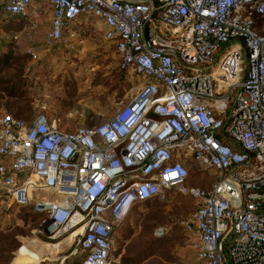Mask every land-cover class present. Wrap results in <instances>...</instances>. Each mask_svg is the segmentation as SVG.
<instances>
[{
  "label": "built area",
  "instance_id": "built-area-1",
  "mask_svg": "<svg viewBox=\"0 0 264 264\" xmlns=\"http://www.w3.org/2000/svg\"><path fill=\"white\" fill-rule=\"evenodd\" d=\"M37 1L4 0L3 11L29 16ZM47 2L50 46L94 17L141 85L76 130L5 113L0 192L41 216L50 239L73 237L81 264H115L116 230L167 190L197 204L185 226L202 264H264V0ZM189 158L216 173L212 185L188 183Z\"/></svg>",
  "mask_w": 264,
  "mask_h": 264
},
{
  "label": "rangeland",
  "instance_id": "rangeland-1",
  "mask_svg": "<svg viewBox=\"0 0 264 264\" xmlns=\"http://www.w3.org/2000/svg\"><path fill=\"white\" fill-rule=\"evenodd\" d=\"M41 4L43 10L30 14L29 22L8 24L15 25L21 37L10 45L14 57L3 67L4 75L19 78L21 83L17 94L9 96L1 90L4 80L0 81V119L5 113L25 120L45 114L57 120L58 126L76 130L111 118L137 92L141 79L120 69L116 47L104 38V25L94 17L79 18L77 38L70 41L71 32L66 30L64 38L51 48L47 43L51 12L47 4ZM2 29L1 56L8 34ZM26 51L33 52V58L24 55ZM189 160L188 183L212 185L216 173L204 171L192 158ZM0 195V264H81L83 253L73 237L67 233L50 239L41 230L42 217L32 208L15 204L9 193L2 191ZM39 195L54 197L46 189ZM196 205L174 190L138 204L114 234L115 264H202L193 248L194 236L185 226Z\"/></svg>",
  "mask_w": 264,
  "mask_h": 264
},
{
  "label": "trees",
  "instance_id": "trees-1",
  "mask_svg": "<svg viewBox=\"0 0 264 264\" xmlns=\"http://www.w3.org/2000/svg\"><path fill=\"white\" fill-rule=\"evenodd\" d=\"M3 1L4 0H0V27H2V31L3 30H7L8 34H6L7 38L5 37L4 41L3 42V45H1L4 49H6L5 51H3V54L1 56L0 54V81L3 79L4 82H5V86L1 87V90H3L4 92H6L9 96H12V95H15L17 94V89L19 90V86H20V83H21V80L18 78L16 80L15 77H7L4 75V71L5 69H3V67H5L6 65H9L11 60L13 59V47H11L10 45H14V43L17 44V40L19 39V30L17 31V28L15 27V25L13 24H10L8 25L10 22H14V21H18V20H22V22H29L30 19H29V16H10L8 14H6L4 11H3ZM257 25L259 27V29L261 30V32L264 33V17H258L257 18ZM15 27V28H14ZM13 29V31L11 30ZM10 31V32H9ZM2 32H0V38L4 37L5 35L4 34H1ZM10 39V41H9ZM48 43V42H47ZM26 54V56H29V53L24 52ZM123 71V70H122ZM14 80V81H13ZM12 81V82H11ZM156 200L155 199H152V200H148V201H154ZM146 201V202H148ZM34 254L36 256H40L38 253L34 252ZM189 254L188 252H185V255ZM41 257V256H40ZM36 259V258H35Z\"/></svg>",
  "mask_w": 264,
  "mask_h": 264
},
{
  "label": "crops",
  "instance_id": "crops-1",
  "mask_svg": "<svg viewBox=\"0 0 264 264\" xmlns=\"http://www.w3.org/2000/svg\"><path fill=\"white\" fill-rule=\"evenodd\" d=\"M41 2H44V5H48V7H49V9H50V5H49V3L47 2V0H38L36 3H35V5L33 6V8H32V10H31V13L30 14H33V15H35V14H38L41 10H43V5L41 4ZM50 12H51V9H50ZM52 15V14H51ZM76 22L77 21H75V22H73V23H71L70 24V29H69V31L71 32V34H74V36H71L72 38H69V40L70 41H72V40H74L75 38H77V36L79 35V32H80V28H79V26L77 27L76 26ZM81 28H82V26H81ZM105 33V27H104V30H103V34ZM54 48L55 46H51V48ZM49 48V47H48ZM27 53H29V56L31 57V58H33V52H27ZM3 116V115H2ZM0 199H1V195H0ZM1 201H3V200H1ZM15 205V204H14ZM191 234V233H190ZM193 235V234H192ZM44 261V260H43ZM82 263V262H81Z\"/></svg>",
  "mask_w": 264,
  "mask_h": 264
},
{
  "label": "bare ground",
  "instance_id": "bare-ground-1",
  "mask_svg": "<svg viewBox=\"0 0 264 264\" xmlns=\"http://www.w3.org/2000/svg\"><path fill=\"white\" fill-rule=\"evenodd\" d=\"M79 232H81V231H79ZM75 235V233L72 235V236H74ZM71 238V237H70ZM59 243V242H58ZM48 244V243H47ZM59 244H54V246L53 247H57Z\"/></svg>",
  "mask_w": 264,
  "mask_h": 264
}]
</instances>
